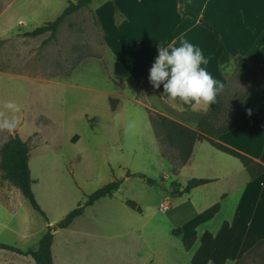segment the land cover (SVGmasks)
<instances>
[{
	"label": "rangeland",
	"instance_id": "rangeland-1",
	"mask_svg": "<svg viewBox=\"0 0 264 264\" xmlns=\"http://www.w3.org/2000/svg\"><path fill=\"white\" fill-rule=\"evenodd\" d=\"M76 1L0 0V71L60 82L23 83L16 78L8 93L6 82L0 81V103L13 100L22 106L15 114L22 138L27 141L36 131L41 133L28 142L29 167L32 190L46 214L44 218L36 212L4 178L0 154V242L21 250L34 249L48 226H56L81 206L82 217L55 234L52 252L56 264H190L184 247L171 234L175 206L184 205L186 211L188 194H174L187 185L186 169L178 175L181 170L176 174L163 158L146 108L122 98L118 111L112 113L117 100L106 96L119 91L115 81L126 83L127 93L134 94L136 86L128 76L145 60L149 47L160 41L162 30L180 12L179 4L177 0H139V4L135 0H94L69 16L57 38L47 45L43 42L50 33L26 36L54 21L69 2ZM136 4L147 12H137ZM118 6L127 16L123 23L139 28L154 24L159 31L140 51L133 29L126 35L122 57L114 59L106 35L113 37L111 32L123 18ZM259 88L253 78L239 79L232 66L222 97L223 113L208 121L216 129L229 125L237 116L240 97ZM151 99L156 112L198 129L199 118L192 120V115L175 111L156 96ZM16 134L0 132V149ZM75 136L79 140L73 144ZM126 177L129 180L124 183ZM116 180L122 181L116 196L85 205L87 196ZM193 194L199 201L196 205L202 206L214 193ZM126 200L135 201L142 212L128 207ZM163 206H168L167 213ZM24 227L29 228L27 239H22ZM3 252L8 253L0 249ZM241 264H264V245Z\"/></svg>",
	"mask_w": 264,
	"mask_h": 264
},
{
	"label": "crops",
	"instance_id": "crops-1",
	"mask_svg": "<svg viewBox=\"0 0 264 264\" xmlns=\"http://www.w3.org/2000/svg\"><path fill=\"white\" fill-rule=\"evenodd\" d=\"M135 1L137 4L140 3L139 0ZM177 2L180 12H177L169 22L170 24L162 30L160 41H155L153 47H149L145 60L135 68V72L132 71V76H128L136 86L134 94L130 96L127 93V85L122 81H115L120 86L117 93L109 95L106 93L109 100L110 98L117 100L116 106L111 108L112 113L118 111L122 98H128L147 110L152 109V96H156L158 100L170 106L164 98H161L163 85L159 89L154 88L149 81V73L158 57L159 45H168L167 39L174 28V41L170 44L175 43L178 46V38L183 35L186 40L202 50L205 57L209 59V64L206 66L208 71L222 85L217 90L221 98H224L228 88L230 68L236 66L234 58L244 57L256 66L262 63L264 0H183L182 5L178 0ZM137 4V12H147L140 6L137 7ZM119 11L123 18L120 23H115V28L111 32L113 37L106 35V46L114 59L117 56L122 57L124 44L127 42L126 35L132 33L133 29H136L135 37L139 38L140 51L146 44L154 41L159 31L154 24L139 28L128 22L123 23L127 16L118 6ZM192 16H196L197 19ZM211 27L218 32L221 40ZM221 43L233 57L225 66L220 62L223 54ZM16 78L23 83H60L59 79L56 81L12 71H0V81L6 82L8 93L12 92L13 89L9 86L13 85L12 81ZM3 103L1 101L0 106ZM170 107L181 113L205 114L211 110L210 105L180 104L179 107ZM21 128L22 126L19 125L16 131L25 142H29L35 133L41 134L36 131L26 141L20 134ZM217 140L264 166V95L246 98L243 101L242 116L238 125L233 130L220 135ZM237 161L239 160L217 150L209 142L203 141L195 145L190 160L178 174L181 175L186 169V184L192 179L211 180L209 184L200 186L186 195V211L181 207L184 205L180 204L173 210L172 218L175 226L171 234L184 247L190 264H225L228 260L235 264L256 243L264 240V173L252 179L243 164ZM127 180H129L128 177L125 178L124 183ZM196 191H209L214 194L211 199L206 200L204 205L197 206L196 203L199 201L193 194ZM81 217L82 215L76 220ZM72 224L66 229H69ZM176 230H180L179 236L174 235ZM57 231H54V235ZM29 237V228L24 227L22 239ZM8 253H0V264H33L35 262L31 257L11 251ZM52 255L53 262L56 264V255L53 252Z\"/></svg>",
	"mask_w": 264,
	"mask_h": 264
},
{
	"label": "trees",
	"instance_id": "trees-1",
	"mask_svg": "<svg viewBox=\"0 0 264 264\" xmlns=\"http://www.w3.org/2000/svg\"><path fill=\"white\" fill-rule=\"evenodd\" d=\"M94 0H77L76 2H69V5L65 10L52 22L45 23L43 26L36 28L32 32L26 34L28 37H39L46 33H50V36L44 40L43 45H47L51 41L57 38V33L59 27L63 22L71 15L77 13L78 11L88 8ZM180 4L183 0H178ZM197 19L196 16H192ZM210 26V24H207ZM212 28V27H211ZM175 29V28H174ZM174 29L167 41L170 44L174 41ZM214 33L217 35L219 40H221L218 32L212 28ZM222 45V57L221 65L225 66L233 59L230 53L227 51L225 45ZM236 61L237 77L239 79L243 78H253L260 88L256 91L248 92L240 97V103L237 109V116L233 121L220 129H216L212 123L208 121L209 118L214 117V115H220L223 113L222 98L220 93L217 91L215 103L210 105L211 110L208 113H189L193 116L192 120L199 118L196 122L197 130L188 128L187 126L175 122L165 115L156 112L154 109H148L151 126L153 128L155 137L157 139L158 145L161 150L163 158L174 166V172L177 174L190 160L194 147L197 143L207 141L217 150L230 155L238 159L248 174L252 179L260 176L264 173V166L250 157L218 142V137L233 130L240 122L242 116V106L243 101L248 97H261L264 95V58L260 65H252L244 57L234 58ZM262 74L263 78L260 79L258 74ZM114 108V106H112ZM79 140L78 136L72 139V143L76 144ZM30 146L28 142L23 141L18 134L10 138L0 149V154L2 156L1 166L5 170L6 174L4 178L12 184L14 187L20 190L22 195L29 201L32 208L38 212L42 217L46 218L45 212L42 210L38 204L35 194L32 190V179L31 171L29 167L30 160ZM149 184H154V181L147 179ZM211 180L206 179H192L190 180L186 187L181 191L177 190L174 194L182 195L183 193L189 194L192 190L209 184ZM122 185L121 180H116L111 182L101 189L95 191L93 194L87 196L86 206H92L96 202L104 198H112L115 193L118 192L120 186ZM128 207L137 212L141 213L142 210L138 204L134 201H126ZM84 208L81 206L77 207L71 211L63 220H61L56 226H48L47 230L40 239L38 245L34 249H28L22 251L17 247L7 245L0 242V249L11 251L13 253L31 257L36 264H54L52 255V245L54 242V231L62 230L68 228L78 217L83 215ZM175 236L180 235V230L174 232ZM264 245V240L259 241L252 247V249L235 264H241L249 254L253 253L258 247Z\"/></svg>",
	"mask_w": 264,
	"mask_h": 264
},
{
	"label": "clouds",
	"instance_id": "clouds-1",
	"mask_svg": "<svg viewBox=\"0 0 264 264\" xmlns=\"http://www.w3.org/2000/svg\"><path fill=\"white\" fill-rule=\"evenodd\" d=\"M178 40V46L175 43L159 45L158 57L149 73L150 83L156 89L163 85L161 98L172 107H179L180 104H214L218 87L222 85L208 71L206 66L209 59L198 46L190 43L183 35ZM2 108L0 132L12 133L20 124L15 114L22 111V106L13 100H7ZM225 264L232 262L228 260Z\"/></svg>",
	"mask_w": 264,
	"mask_h": 264
},
{
	"label": "built area",
	"instance_id": "built-area-1",
	"mask_svg": "<svg viewBox=\"0 0 264 264\" xmlns=\"http://www.w3.org/2000/svg\"><path fill=\"white\" fill-rule=\"evenodd\" d=\"M166 211H168V206H163V212L165 213Z\"/></svg>",
	"mask_w": 264,
	"mask_h": 264
},
{
	"label": "bare ground",
	"instance_id": "bare-ground-1",
	"mask_svg": "<svg viewBox=\"0 0 264 264\" xmlns=\"http://www.w3.org/2000/svg\"><path fill=\"white\" fill-rule=\"evenodd\" d=\"M168 211H166L165 213H167Z\"/></svg>",
	"mask_w": 264,
	"mask_h": 264
},
{
	"label": "water",
	"instance_id": "water-1",
	"mask_svg": "<svg viewBox=\"0 0 264 264\" xmlns=\"http://www.w3.org/2000/svg\"><path fill=\"white\" fill-rule=\"evenodd\" d=\"M15 132H16V130H15Z\"/></svg>",
	"mask_w": 264,
	"mask_h": 264
}]
</instances>
